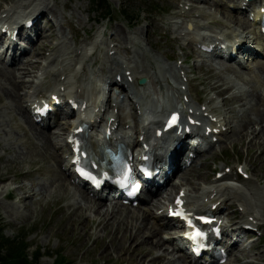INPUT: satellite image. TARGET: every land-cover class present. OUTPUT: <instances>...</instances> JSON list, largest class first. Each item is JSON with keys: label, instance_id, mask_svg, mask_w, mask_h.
Segmentation results:
<instances>
[{"label": "rangeland", "instance_id": "obj_1", "mask_svg": "<svg viewBox=\"0 0 264 264\" xmlns=\"http://www.w3.org/2000/svg\"><path fill=\"white\" fill-rule=\"evenodd\" d=\"M106 1L112 11L113 20L104 19V12L93 8L91 0H0V15L5 9L10 11L12 8L17 12L13 8L16 6L23 16L41 3L42 6L36 7L40 10L47 5L53 7L57 12L55 17L61 25L60 30L57 28L58 30L52 31L53 38L42 42L46 47L42 49V44L36 45L37 48L35 47L23 63L13 67L15 69L8 68L14 72L11 74L14 78L20 73L21 78L16 84L20 87H30L31 82H34L35 86L39 85L38 88L51 91L60 84H64L67 91H73L79 86L81 97L93 104L98 98L97 92L101 88L103 78L107 75L114 76L120 69L129 68L138 79L147 80L148 94L143 97V102L149 101L152 96H158L161 86V92L167 95L166 105L174 106L180 100L178 91L182 85L179 72L173 69L174 63L170 61L169 56L172 51L180 54L178 49L182 50L185 59L190 58L188 65H191L192 58L195 59L193 65L196 68L198 66L195 76L204 83L203 95L216 97L212 108L221 116L230 132L225 135L224 142L219 147L203 158L202 166H193L185 175L193 183V187L196 186L195 189L187 186V189L191 195H195L210 184L215 167L246 161L253 178L243 182L244 185H239L243 188L245 196L233 209L235 212L237 210V213L233 214L230 209V216L240 217L242 209L246 212L255 210L264 235V118L261 121L257 118L260 113L264 115V101L260 95L264 93V71L261 69L264 68V61L243 66L234 63L223 66L218 60L204 57L195 64L198 60L197 53L191 51L190 44L191 37L198 31L207 36L219 31L226 32V29L245 31L247 25H242L243 20L239 16L228 14L226 7L221 5V0H206V4L205 0H199L203 11L201 13L209 14L207 19L193 18L192 12H180L178 2L184 3L187 0ZM156 6L168 13L163 16L154 10ZM122 10L128 11L131 16H137V19L130 22L128 18L121 16ZM174 11L177 19L172 16ZM50 17L51 15L48 16L49 19ZM174 21L177 22L176 25H173ZM188 24H191L190 36L185 34ZM118 29L121 32L116 35ZM244 33L247 34V31ZM247 36L248 42L256 46L257 39L250 33ZM142 45L146 48L145 52L135 60L133 53L136 50L133 48ZM110 53L115 54L111 57ZM53 60H56V63H53ZM28 62L39 63V68L32 74L31 63L27 65ZM23 69L29 70V75L24 78L21 74ZM57 69H60V75L57 74ZM54 74L56 76L52 77ZM59 76H62L63 83L58 82ZM133 85L137 87L136 80ZM186 86L194 96V83ZM203 87H199L196 92ZM27 91L28 88L24 89V94ZM143 91L144 88L141 89L142 93ZM4 97L0 92L1 236L13 239L18 234L23 235L27 254L32 255L38 250L44 256L38 264H51L53 259L45 257L51 255L53 258L66 259L69 264H173L169 260L172 255L167 253L169 247L166 243L161 249L149 246L151 240H147L148 231L138 240V243H143L141 239L145 240L147 245L140 244L137 249L133 243L131 247L136 253L124 252V248L129 245L130 236L125 234L122 238V232L130 230L128 227L134 225V217L140 218L146 207L136 210L116 208L111 215L113 219L103 218L101 213L95 215L92 212L94 207L90 198L84 195L92 202L89 208L82 196L76 195L67 181L66 184L62 183L60 178L56 183L52 182V186L47 185L45 193L44 188H41V185L45 184H41L43 177L54 172L59 174L61 171L54 162L55 157L61 159L59 148H50L43 153L39 146L36 147L34 132L16 115L15 104L4 106L9 103ZM17 97L19 99L18 95ZM25 100L27 101V96ZM25 100L23 99L25 103H22V106L20 101L16 105L24 108L27 105ZM128 109L129 107L125 108L119 114L118 120L123 123V127L131 129L137 119ZM61 129L55 128L50 132L54 134L51 140L58 147L64 144L67 131ZM24 152L28 154L21 155ZM180 181L175 179L173 184L179 185ZM57 184L59 187H56ZM173 191L167 187L161 193L163 195L160 201L166 202L170 197L168 195H172ZM106 205L110 204L106 203L104 207ZM160 207H151L152 212ZM107 223L109 226H105ZM133 231L130 230V233ZM115 233L119 234L118 238L115 236L112 241ZM166 237L162 233L159 234L160 239ZM245 246L248 248L237 252L229 264H264V238L252 247ZM164 250L166 256L163 254ZM162 254L163 260L158 258Z\"/></svg>", "mask_w": 264, "mask_h": 264}, {"label": "bare ground", "instance_id": "obj_2", "mask_svg": "<svg viewBox=\"0 0 264 264\" xmlns=\"http://www.w3.org/2000/svg\"><path fill=\"white\" fill-rule=\"evenodd\" d=\"M38 5H43V4H41V3H38ZM38 5H35V13H36V15L34 16V17H36V16H44V17H48V16H50L51 15V20L54 22V25H55V29L56 28H58L59 30L61 29V25L59 24V22L57 21V19H56V15H57V12H56V10L53 8V7H51V6H44V9L43 10H40V8H38V7H36V6H38ZM253 6V5H252ZM12 9V8H11ZM55 18L56 20H54L53 18ZM37 20V18H35V21ZM38 24V22H36V24L35 25H37ZM119 32V34H120V32L121 31H119V29L116 31V35H117V33ZM122 34H123V32H122ZM40 36V35H39ZM50 38H53V36H51V34H49V32L48 33H46L45 34V36L44 37H42L41 36V38H40V40L42 41H46V40H50ZM111 38V37H110ZM41 44H42V42H41ZM43 45V44H42ZM43 46H45L46 47V45H43ZM47 47H49V46H47ZM37 48V47H36ZM43 48V47H42ZM47 49H49V48H47ZM21 58V57H20ZM26 58V57H25ZM24 58V59H25ZM20 60V59H19ZM15 63H17V62H15ZM14 63V64H15ZM31 63V66H30V74H32L33 72H34V70H37L39 67V63H37V62H34V63H32V62H30ZM29 62L27 63V65H29L30 64ZM11 66V65H10ZM260 69V68H259ZM263 71H264V68H261ZM260 69V70H261ZM261 70V71H262ZM24 71V72H23ZM26 71V72H25ZM174 71V70H173ZM13 71H9L6 67H4L3 65H2V63H0V92L2 93V95L3 96H5L4 98H5V100L6 101H8L9 103H7V104H5L4 106L5 107H9L10 105H11V103L12 104H15L14 105V111L15 112H17V114L16 115H18L19 116V118H21L28 126H29V128H30V130H32L33 132H34V135H35V138H36V140H37V145H36V147H38L39 146V149L41 150V151H43V153L44 152H46L48 149H50V148H58V146H57V144H55L52 140H51V138H52V136H54V134L52 133V134H50V131H47V130H39L37 127H36V125L32 122V119H31V117H30V114H29V112H28V110L26 109V106L24 107V108H21L20 106H18V105H16V103H18L19 101H20V105L22 106V103H25L24 101H23V99H24V97L26 96V95H28V97L29 98H32V99H40V98H44V94L42 93V91L41 90H39V89H35L32 93H25L24 94V89H26V88H28V89H30L31 90V87L29 88V87H27V86H25V85H23V87H20L19 86V84L17 85L16 84V82L18 81V79L19 78H21V76L19 75L20 73H18V77L17 76H15V78L14 77H12V75H13ZM12 74V75H11ZM22 75H24L23 76V78L26 76V75H29V70H22V73H21ZM36 77V76H35ZM124 78V77H123ZM22 82V81H21ZM19 86V87H18ZM25 86V87H24ZM21 93H23V94H21ZM17 95L19 96V99H18V97H17ZM84 100H82V102H83ZM98 104L99 105H102L103 103L101 102V103H97V102H95L94 104H92L91 106H87V110H89V112H90V110H91V114L92 113H94V111L99 107L98 106ZM118 104L120 105L119 107H125L126 106V102L125 101H120V102H118ZM13 107V106H12ZM91 108V109H90ZM155 114H158V111H153L152 112V115H151V117H155L154 115ZM261 114V115H260ZM260 114H258L257 115V118H259V120L261 121V119H263L264 118V115L262 114V113H260ZM61 116H62V114H58V116L56 117V119L59 121L60 119H61ZM97 117H98V114H96L95 115V117L93 118V119H91V120H89V122H88V124L92 127V129L93 130H95L96 129V119H97ZM107 122V121H106ZM105 122V123H106ZM101 123H102V121H101ZM154 124H151L150 126H153ZM56 128L57 129H59V128H62L61 129V131H64L65 129H66V126L63 124V123H60V122H56ZM47 131V132H46ZM32 132V133H33ZM92 137V136H91ZM91 137H89L90 139L88 140V144H89V146L91 147V149H92V151H95V149H96V139L95 138H91ZM31 144V143H30ZM31 147V146H30ZM36 147H34V148H36ZM26 148V147H25ZM214 147L213 146H209V149L207 150V151H210V150H212ZM48 153V152H47ZM16 154V153H15ZM28 154V152H24V153H22L21 155H27ZM24 156V157H25ZM198 158H199V156H198ZM54 162H56V164H57V166L60 164V163H62V161H61V159L58 157H55V159H54ZM2 177V176H1ZM3 178V177H2ZM58 178H60V180L62 181V183L64 182H66V180H67V182H68V185H70V183H69V179H65V177H64V175L62 174L60 177H56L55 179H54V181H51V183L53 182V183H56L55 181H58ZM184 181H185V184H187V185H190L192 188H195V187H193V185H192V183L187 179V178H185V177H183L182 178ZM6 180V179H5ZM1 183V182H0ZM50 183V182H49ZM49 183H46V184H44V185H41V188H44V192L45 193H47V189H46V187H47V185H49V186H52L53 185V183L51 184H49ZM58 183V182H57ZM41 184H43V183H41ZM61 184V183H60ZM66 184V183H65ZM56 187H59V184H57L56 185ZM42 190V189H41ZM57 190H59V189H57ZM224 191H226V192H229L230 191V187H228V186H225V185H222V187H219L218 189H216V195H215V197H214V203H217V202H220L221 203V207H224L225 205H226V195H225V193H224ZM81 194V196H82V200L83 201H85V203L88 205V207L90 208L91 207V203L92 202H89L85 197H84V193H80ZM213 195V191H210V192H208L206 195H205V197H206V199H208V198H210L211 196ZM105 198V197H104ZM103 197H101V199L100 200H96L95 202H93V207L94 208H92L93 210H92V212L95 214V215H99L100 213H101V215H102V217L104 218V217H110L111 219H113V217L111 216V215H113L114 214V210L113 209H116V208H118V206L116 205V204H113V205H106V207H104L105 206V204L107 203L106 201H108V200H106V199H104ZM209 201V200H208ZM106 202V203H105ZM77 203V202H76ZM84 203V204H85ZM148 204H150V206L152 205L153 206V202H152V200H150V201H148L147 202ZM158 203V202H157ZM156 203V204H157ZM160 203V202H159ZM100 204V205H99ZM159 205H162V203H160ZM199 208H201V209H204V208H206V206H205V204H201L200 206H199ZM150 210V209H149ZM149 213V214H148ZM252 214L254 215V216H256V214L255 213H250V214H247V217H249V216H252ZM244 215H245V213H244ZM148 216H149V218H150V220L152 221L151 223H150V220H148ZM110 219V220H111ZM138 219H139V221H138ZM109 222V221H108ZM90 223H91V221H90ZM101 223H102V221H101ZM149 223H150V226L152 225V227H148V225H149ZM138 225V226H135V225ZM91 226V225H90ZM105 226H109V223H107V225L105 224ZM163 227H164V225H163V222H162V219H161V217H156L155 216V214H151L150 213V211H143V213L141 214V217L140 218H137V217H134V225L133 226H131V227H128V228H130V230H134L132 233H130V230L128 229L127 230V232L126 231H124V232H122V238H123V236H125V234H126V236H130V237H128L129 239V241H128V246H126L125 248H124V252L125 253H128V254H134V253H136L135 252V249H132V247H131V245H133V243H134V245H136L137 246V249L138 248H140L139 247V245L140 244H144V245H147L146 243V241L145 240H143V239H141L142 240V242L143 243H138V240L140 239V238H142V236H143V234H144V232L145 231H148V234H146L147 235V240H151L150 241V243H149V246H153V247H156L157 249H161L162 248V246L164 245V243L165 242H167V240H164V242H163V240H162V238L160 239L159 238V234H160V232H162V231H164V229H163ZM149 228V229H148ZM107 230V229H106ZM105 230V231H106ZM118 235L119 234H116L115 233V235H113L112 236V241L114 240V237L115 236H117V238H118ZM156 235V236H155ZM120 238V237H119ZM127 240V239H126ZM125 241V240H124ZM149 242V241H148ZM166 244H168V243H166ZM119 248V247H118ZM136 249V250H137ZM123 252V253H124ZM171 252H175V254H177V253H179V252H176L175 251V248L174 247H171ZM181 254V253H180ZM164 255H160L158 258L160 259V258H162ZM157 258V259H158ZM162 260H163V258H162ZM189 260V261H188ZM173 264L174 263H178V264H190V258H189V256L187 257V255H182V256H176V258L174 259V261L172 260L171 261ZM171 264V263H170Z\"/></svg>", "mask_w": 264, "mask_h": 264}, {"label": "trees", "instance_id": "obj_3", "mask_svg": "<svg viewBox=\"0 0 264 264\" xmlns=\"http://www.w3.org/2000/svg\"><path fill=\"white\" fill-rule=\"evenodd\" d=\"M105 3L104 0H92V4L98 7ZM109 13V12H108ZM107 13V14H108ZM23 235L7 239L0 235V264H37L40 252L37 250L32 255L27 254V246L23 244ZM30 259V260H29ZM67 260L56 257L53 264H69Z\"/></svg>", "mask_w": 264, "mask_h": 264}, {"label": "snow or ice", "instance_id": "obj_4", "mask_svg": "<svg viewBox=\"0 0 264 264\" xmlns=\"http://www.w3.org/2000/svg\"><path fill=\"white\" fill-rule=\"evenodd\" d=\"M174 120H175V117L173 118V122H174ZM202 235H203V233L197 231V232L195 233L194 238H195V237H200V236H202Z\"/></svg>", "mask_w": 264, "mask_h": 264}]
</instances>
